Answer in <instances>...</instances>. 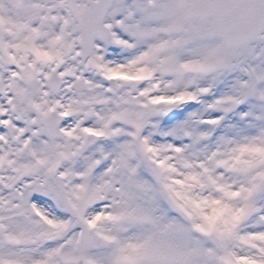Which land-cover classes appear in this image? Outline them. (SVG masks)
Returning a JSON list of instances; mask_svg holds the SVG:
<instances>
[{
    "label": "snow or ice",
    "instance_id": "6c2138e0",
    "mask_svg": "<svg viewBox=\"0 0 264 264\" xmlns=\"http://www.w3.org/2000/svg\"><path fill=\"white\" fill-rule=\"evenodd\" d=\"M0 264H264V0H0Z\"/></svg>",
    "mask_w": 264,
    "mask_h": 264
}]
</instances>
